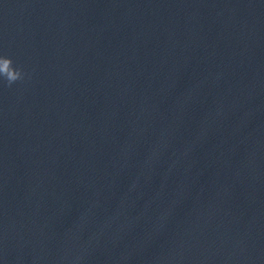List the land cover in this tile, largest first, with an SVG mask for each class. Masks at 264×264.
Returning a JSON list of instances; mask_svg holds the SVG:
<instances>
[{"label":"water","instance_id":"water-1","mask_svg":"<svg viewBox=\"0 0 264 264\" xmlns=\"http://www.w3.org/2000/svg\"><path fill=\"white\" fill-rule=\"evenodd\" d=\"M0 264H264V0H0Z\"/></svg>","mask_w":264,"mask_h":264},{"label":"clouds","instance_id":"clouds-1","mask_svg":"<svg viewBox=\"0 0 264 264\" xmlns=\"http://www.w3.org/2000/svg\"><path fill=\"white\" fill-rule=\"evenodd\" d=\"M26 75L27 73L23 67L16 66L11 57L0 55V78L7 83L8 87L24 80Z\"/></svg>","mask_w":264,"mask_h":264}]
</instances>
